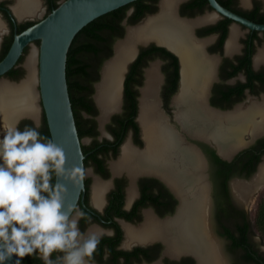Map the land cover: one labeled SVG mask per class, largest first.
<instances>
[{
    "label": "flooded vegetation",
    "instance_id": "1",
    "mask_svg": "<svg viewBox=\"0 0 264 264\" xmlns=\"http://www.w3.org/2000/svg\"><path fill=\"white\" fill-rule=\"evenodd\" d=\"M17 1L0 0V21L4 26L0 33V56L11 37H13L14 41L15 34L21 33L19 32L20 24L36 21L29 18L34 15L19 16L17 14L15 11L16 4H18ZM42 1L47 15L48 7L45 0ZM162 2L163 0H149V7L142 9L145 16L137 24H129L128 18L135 13L138 16L141 12L137 11L138 8L136 6L130 8L127 11V17L123 21V25L124 22L131 26L141 25L148 18L158 15L161 11ZM60 3L59 0V5ZM233 3L234 8L238 12L227 8L228 10L257 24H264V22L258 23L244 14L258 10L259 14L264 17V0H233ZM154 8L156 10L151 12ZM176 8H178L180 16L194 20L206 16L214 17L212 21L199 24L195 32L201 41L207 42L205 45L206 56L214 59L216 62L213 75L207 82L209 83L214 78L210 83L209 91L205 95L206 106L208 101L210 108L207 107L210 110L216 112L218 109L219 112L217 113L227 114L235 111L237 108L246 110L251 105L261 104L264 101V62L256 63V61L260 52L264 50V32L251 31L232 20L230 24H225L224 19L228 18L217 14L210 4L208 5L204 1L181 0ZM42 19L38 20V22ZM127 25H124L125 35ZM243 29L246 32H243ZM234 30L240 34L237 41L238 47L235 51L229 52L227 45ZM151 45L165 48L178 58L180 66L179 87L177 92L171 96L168 106H165L161 93L162 109L171 118L172 123L177 129L182 131L188 142L199 148L206 160L201 173L202 181L207 186V197L210 198V203L207 206L209 208L206 210V222L211 238L219 246L224 264H264V237L261 235L263 231L257 224L260 206L264 202V184L254 186L251 189L252 192L250 191L251 193L245 196L244 199L240 198L235 189L237 183L248 184L253 182L264 166L263 116L257 115L254 120L255 123L260 126L262 125V130L254 133L253 128H250L249 132L242 137L245 144L241 147H234L228 155H224L220 151L218 144L213 139L195 137L183 132L175 120L176 108L173 104L174 98L180 94V81L183 71L182 59L173 47L170 46L174 51L167 47L169 45H161L156 41L150 43L148 47ZM29 47L25 49L21 57L23 60L20 58L21 62L19 60L15 68H13L20 70L23 75L19 78L18 75L20 74L18 71L11 76L6 75L4 78H7L9 83L16 84L26 78L27 67L24 60ZM141 49L137 58L141 53ZM136 59L129 64L126 76ZM155 61L162 63V83L160 89L162 88L163 92L166 85L170 88L164 67L169 62H172V60L166 55L158 53L156 58L149 61L148 65L143 68L144 81L139 90L144 87L147 81V70L151 69L152 66L150 68L149 66ZM93 99L99 112L95 118L99 135L96 138L85 137L90 139L88 145L83 143L84 138L81 139L82 146L91 147L96 140L98 142L97 148L108 146L110 151L107 155L99 156L101 159H104L102 168L92 161L87 163V165L85 164L86 191L83 200L78 203L73 214L75 216L77 212L81 211L84 213V216L79 219V228L85 234V237L95 233L93 229L98 231L95 234L100 238V242L93 256L88 260V264H198L197 258L188 252L175 257L168 255L166 253L167 246L161 239L145 243H132L131 245L126 243L127 234L125 225L140 227L145 222L147 212H151L161 221L173 218L179 210L181 201L174 188L158 174L142 173L132 179L133 177L130 176L128 171L115 173L113 170V162L120 158L123 146L127 142H130L138 149H144L146 146L144 131L139 122L140 96L138 98V114L136 117L140 132L136 134L131 129L119 146V153L116 156L111 149L117 146V136L109 131L108 125L112 122L113 116L124 112V88L122 111L111 115L109 121L105 123L104 131H102L99 121L101 116L100 108L94 96ZM44 116L45 114L42 110L39 123L34 118L28 116L22 117L19 126L21 129L25 125H39L41 127ZM84 116L89 117L86 113H84ZM102 132L105 135L103 138H101ZM191 137L198 139H192ZM92 152L84 153L86 158ZM88 169H91V176H89ZM97 180L109 183V188L103 197V203L100 205H97L94 199V184ZM132 187H135L136 194L131 199L129 193ZM101 247L102 250L100 249ZM112 248L115 252H129L131 254H113L111 252ZM138 249H141V251H138Z\"/></svg>",
    "mask_w": 264,
    "mask_h": 264
},
{
    "label": "bare ground",
    "instance_id": "2",
    "mask_svg": "<svg viewBox=\"0 0 264 264\" xmlns=\"http://www.w3.org/2000/svg\"><path fill=\"white\" fill-rule=\"evenodd\" d=\"M180 1L163 0L158 15L130 28L126 38L118 43L115 56L106 63L96 89L95 99L101 110L100 122L103 125L111 114L120 109L124 78L139 46L156 41L161 45L173 47L182 59L181 92L173 101L176 122L180 124L183 132L195 137L213 139L220 151L228 155L234 147L245 144L242 137L250 128H253L254 133L262 130V125L254 120L257 115L263 116L264 120V101L251 105L246 110L237 108L227 114L210 110L208 101L209 108L206 106V91L204 87H200V83L209 81L216 62L208 58L203 51L207 42H196L193 39L190 27L212 21L214 17L206 16L192 22L182 21L176 15V7ZM17 2L15 11L19 16L35 15L41 7L40 0ZM3 27L0 21V33ZM238 37V32L234 30L227 45L229 52L237 49ZM36 55V52H33L26 61L28 74L24 80L16 84L0 83V133L3 126L15 125L22 117L28 116L36 120L39 118ZM257 62H264V50L258 55ZM161 83L159 67L153 64L151 69L147 70L146 86L140 100L139 122L144 131L146 146L144 149H138L127 142L123 146L120 159L112 167L115 173L128 171L132 179L142 173L158 174L174 188L181 205L173 218L161 221L151 212H147L145 222L140 227L125 225L127 243L131 245L161 239L165 242L166 253L170 256L188 252L197 258L198 264H224L219 246L211 238L206 222L207 186L200 175L204 163L193 149L183 147L180 136H176L165 126L159 95ZM263 184L264 166L253 182L237 183L236 193L244 199L252 192L254 186ZM193 186L197 191L191 189ZM108 188L109 183H95L94 199L97 205L103 203ZM129 194L131 199L135 196V187L130 189ZM203 195L204 198L201 197ZM200 206L205 212L200 210ZM93 231L98 232L95 229Z\"/></svg>",
    "mask_w": 264,
    "mask_h": 264
},
{
    "label": "clouds",
    "instance_id": "3",
    "mask_svg": "<svg viewBox=\"0 0 264 264\" xmlns=\"http://www.w3.org/2000/svg\"><path fill=\"white\" fill-rule=\"evenodd\" d=\"M17 121L0 133V264L42 254L44 264H88L100 238L79 228L84 213L65 206L64 150L39 125ZM75 175V173H74ZM82 181L84 173L79 171ZM54 257V258H53Z\"/></svg>",
    "mask_w": 264,
    "mask_h": 264
},
{
    "label": "water",
    "instance_id": "4",
    "mask_svg": "<svg viewBox=\"0 0 264 264\" xmlns=\"http://www.w3.org/2000/svg\"><path fill=\"white\" fill-rule=\"evenodd\" d=\"M136 1L138 0H64L56 9H54L41 21L28 27L21 33H16L14 36V41L7 55L2 61H0V78H4L13 68H15L18 61L24 54L25 49L33 45L34 43L39 42L37 57L38 87L42 105L41 107L45 114L51 139H53L59 146L63 148L66 158L65 172L59 177H56L55 183L63 185L65 206H73V214L78 206V203L83 200L86 191V155L83 152V143L77 129L76 119L69 93L67 80L68 53L74 39L83 28H85L94 20ZM209 4L217 14H220L236 23H239L251 31L264 32V24H257L228 10L227 8L223 7L217 0H209ZM176 15L182 21H194V19L180 16L178 8H176ZM124 25H127V23L124 22ZM136 26L127 25L126 35L123 39L126 38L128 30ZM197 28L198 25L190 27V34L196 42H199L201 41V39L198 38L195 33ZM123 39H119L116 42L114 46V55L109 60H107L105 64L115 56L116 47L118 43ZM152 42L153 41H149L145 44L140 45L136 56L129 64H131L137 58L142 47H148ZM169 49L174 51L170 47ZM205 50L206 49L203 48L204 53ZM104 67L105 66H103L102 69L101 79ZM200 81L198 82V84L200 83ZM99 82L95 85L94 97H96V89ZM210 83L211 82L203 83L202 81L200 83V87H204L205 90L207 89V93L210 87ZM203 84L206 85L204 86ZM181 85L182 75L179 93L181 91ZM121 108L122 104L120 109L116 112H121ZM217 111L219 110L217 109ZM110 117L106 122L109 121ZM164 117V124L167 129L175 133L176 136H180L183 147L193 149L205 165L206 160L199 148L194 146V144H190L188 142L182 131L177 129V127L172 123L171 118L165 112ZM105 123L102 125V123L100 122L101 129L103 131ZM191 138L198 139L195 137ZM81 170L84 173L82 181L79 179L78 175L79 171ZM191 189L197 191V188L195 186H193ZM201 197L204 198V195ZM207 201L208 203L206 202L205 205L208 206L210 203V198L207 197ZM207 206L206 210L209 208ZM200 210H203V208L201 207ZM203 212H205V210H203ZM15 262L16 258L13 257V259L9 261L8 264H15Z\"/></svg>",
    "mask_w": 264,
    "mask_h": 264
},
{
    "label": "trees",
    "instance_id": "5",
    "mask_svg": "<svg viewBox=\"0 0 264 264\" xmlns=\"http://www.w3.org/2000/svg\"><path fill=\"white\" fill-rule=\"evenodd\" d=\"M148 1L149 0H138L94 20L78 33L71 45L67 59V80L77 129L81 139L85 137L96 138L99 135L98 125L95 119L99 112L93 99L95 94L94 85L101 78L100 73L104 63L114 54L115 42L118 39L123 38L125 35L123 21L127 17V11L134 6L138 8L137 11L139 10L141 13L138 16L137 13H135L128 18L129 24H137L145 16L142 9L149 7ZM198 1H204L209 5L208 0ZM218 1L226 8L237 11L234 8L233 0ZM45 3L48 7L47 15L59 6V0H45ZM155 10L156 9L154 8L151 12H154ZM244 14L246 17L258 23L264 22V17L259 14L258 10ZM37 22L38 21H32L20 24L19 32L24 31ZM231 22L232 21L229 19H224V23L227 25ZM12 41L13 37H11L6 44L4 51L0 56V61L9 51ZM158 53L166 55L172 60V62H169L164 67V71L167 73V82L170 85V88L166 85L162 92L165 106H168L171 96L178 90L180 68L178 58L167 49L156 47L155 45H151L148 48H142L139 57L131 65L125 79L124 112L113 116L112 122L108 125L109 131L117 136V146L114 149H111L113 150V154L115 156L118 155L119 146L125 140L127 133L131 129H133L136 134H139L140 132L139 125L136 122V117L138 114V98L140 96L139 88L143 85L144 81L143 68L148 65L149 61L156 58ZM21 60H23V58H21ZM17 71L20 74L18 75L20 78L23 73L17 69L11 70L7 75L11 76L12 74H16ZM84 113H86L89 117H85ZM38 130L42 136L51 139L45 116L42 126L38 128ZM97 145L98 142L95 140L91 147L82 146L85 154L94 150L85 159V164L87 165V163L92 161L102 168L104 159H101L99 156L107 155L110 149L108 146L97 148ZM55 180L56 176L53 177V183H55ZM257 224L264 232V202L260 206ZM100 249L102 250V247ZM139 250L141 251V249H138V251ZM111 252L117 255L131 254L129 252H115L113 248L111 249ZM41 256L42 254L40 253H34L25 257L22 260V264H44Z\"/></svg>",
    "mask_w": 264,
    "mask_h": 264
},
{
    "label": "rangeland",
    "instance_id": "6",
    "mask_svg": "<svg viewBox=\"0 0 264 264\" xmlns=\"http://www.w3.org/2000/svg\"><path fill=\"white\" fill-rule=\"evenodd\" d=\"M64 0H60V2H63ZM40 3H41V7H40V9H39V11L36 13V15H34V16H32V17H29V18H31V19H33V20H36V21H38V20H40V19H42V18H44L45 17V15H46V9H45V6H44V4H43V1L42 0H40ZM240 32V31H239ZM243 32H246L244 29H243ZM240 35V34H239ZM38 50H39V43H34L33 45H31L30 47H29V49H28V52H27V54H26V57H25V60L24 61H27L28 60V58L33 54V52H36V54H37V52H38ZM36 57H37V55H36ZM37 59V61H36V69H37V77H38V57L36 58ZM153 64H157L158 65V67H159V71H160V74H161V77H162V73H161V67H162V63L160 62V61H155L154 63H152L150 66H149V68L153 65ZM106 64L104 63V65L103 66H105ZM103 69V68H102ZM102 69H101V71H102ZM26 74H28V72L26 71ZM25 78V77H24ZM4 82H9L8 81V79L7 78H2V79H0V83H4ZM146 85H144V87H145ZM144 87L142 88V90H139L140 91V100H141V97H142V95H143V89H144ZM161 87V86H160ZM36 90H37V94H38V100H37V103L39 104L38 106H39V108H40V115H39V118H38V120H37V123H39V119L41 118V115H42V105H41V100H40V96H39V87H38V84H37V87H36ZM160 94V100H161V93H162V88L160 89V92H159ZM161 108H162V104H161ZM7 127L6 126H3L2 127V132L6 129ZM105 130V129H104ZM103 131V130H102ZM102 135H101V138H103V137H105V135L103 134V132L101 133ZM83 143L85 144V145H88L89 143H90V139H88V138H84L83 139ZM121 157V156H120ZM120 159V158H119ZM118 159V160H119ZM118 160L117 161H115V162H118ZM115 162H113V163H115ZM88 173H89V176H91V174H92V172H91V169H88ZM98 181V180H97ZM96 181V182H97ZM95 182V183H96ZM95 185V184H94ZM263 194V193H262ZM256 207V206H255ZM254 207V208H255ZM263 237H264V232L261 234ZM126 243H127V240H126ZM128 244V243H127ZM128 245H130V244H128Z\"/></svg>",
    "mask_w": 264,
    "mask_h": 264
}]
</instances>
